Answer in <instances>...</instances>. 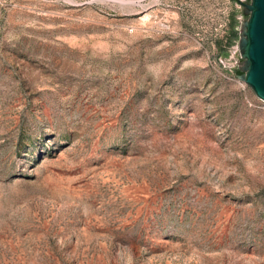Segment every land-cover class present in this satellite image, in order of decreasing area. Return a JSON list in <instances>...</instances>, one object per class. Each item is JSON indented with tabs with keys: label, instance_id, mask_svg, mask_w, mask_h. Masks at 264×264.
<instances>
[{
	"label": "rangeland",
	"instance_id": "obj_1",
	"mask_svg": "<svg viewBox=\"0 0 264 264\" xmlns=\"http://www.w3.org/2000/svg\"><path fill=\"white\" fill-rule=\"evenodd\" d=\"M242 1L0 0V264H264Z\"/></svg>",
	"mask_w": 264,
	"mask_h": 264
},
{
	"label": "water",
	"instance_id": "obj_2",
	"mask_svg": "<svg viewBox=\"0 0 264 264\" xmlns=\"http://www.w3.org/2000/svg\"><path fill=\"white\" fill-rule=\"evenodd\" d=\"M246 15L236 26L240 59L235 76L264 100V0L242 1Z\"/></svg>",
	"mask_w": 264,
	"mask_h": 264
},
{
	"label": "trees",
	"instance_id": "obj_3",
	"mask_svg": "<svg viewBox=\"0 0 264 264\" xmlns=\"http://www.w3.org/2000/svg\"><path fill=\"white\" fill-rule=\"evenodd\" d=\"M238 38V31L236 29V27H232L231 28V32H230V38H229V41H232L234 38ZM226 53V52H225ZM235 71L236 72H240L237 65L235 66Z\"/></svg>",
	"mask_w": 264,
	"mask_h": 264
}]
</instances>
